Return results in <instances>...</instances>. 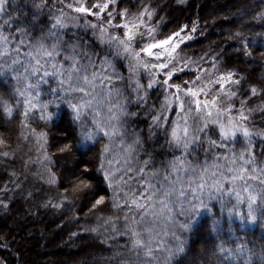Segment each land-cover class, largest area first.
Segmentation results:
<instances>
[{"label": "snow or ice", "instance_id": "1", "mask_svg": "<svg viewBox=\"0 0 264 264\" xmlns=\"http://www.w3.org/2000/svg\"><path fill=\"white\" fill-rule=\"evenodd\" d=\"M76 2L78 6L69 3L67 8L82 15L72 19L95 17V23L86 22L85 27L94 33L99 29L97 39L100 45L113 50L114 57L128 60L127 87L134 95H124V85L117 87L114 83L123 81L124 77L113 58L107 53L101 56L85 51L79 38L67 36L65 29L68 25L63 9L60 15L53 17L51 27L40 29V34L34 36L38 14L34 12L31 20L27 16L21 19L9 12L12 0H0V19L3 20L0 24V76L11 74L14 82L11 98L15 100L13 104L11 98L0 97V117L10 121L22 105L20 124L29 129L31 126L27 121L34 119L37 112L39 119L47 124L56 115L49 111V105L67 104L73 122L80 129V139L75 145L65 144L58 148L60 153L70 151L77 145L86 147L87 141H95L100 134L108 139L109 143L100 149L96 170L103 172L104 180L113 190L112 207L124 214L122 220L111 216L98 217V220H103V225H110L111 232L116 236L128 237L125 247L131 256L121 264H160V250L168 253L163 264H173L176 256L185 253V242L173 230L170 234L177 243L172 248H166L157 227L163 226L164 236L169 235L170 226L187 233L193 230L194 222L205 212L212 217L207 227L219 241L216 244L217 253L225 258L243 257L244 264H252L257 254L245 244L235 243L234 247H225L227 241L221 238L224 225L209 204L210 201H217L221 213H226L230 220L235 218L240 221V228L256 223L264 227V159H261L264 157V131L249 127L257 109L247 108L246 100H240L239 109L234 107L238 93L231 91V88L239 85L240 81L233 79L234 73L227 72L209 80L207 84L202 83L205 72L217 70V64L213 62L211 70L197 64L194 70L196 75L192 79L172 83L178 73L191 71V65L197 63L180 55L183 42L192 38L190 35L182 36L187 25L158 39V29L150 26L155 10L150 11L147 6L137 14L130 15L127 9L108 11L113 5L118 8L120 0H104L91 7L82 0ZM43 3L44 0H41V5H36V8ZM105 15L108 17L106 23L103 19ZM117 18L119 23H116ZM257 18L264 20V10L257 13ZM6 27H15V32H5ZM113 29L116 31L113 32ZM196 31L197 25L194 23L191 32ZM240 36L238 32L235 38L239 39ZM244 54L251 55L246 43ZM200 63H203V58ZM144 72L148 73L147 85L141 83ZM50 78L55 82L54 86ZM42 85H48L47 91ZM213 85H219V91L209 99ZM157 86L162 87L164 96L159 110L150 109L155 114L149 132L152 133L153 129L163 130L169 147L179 149L180 155L173 156L161 168L150 169L153 164L151 153H147V159L132 165L133 153L144 143L141 135L134 134L123 153L124 167L129 175L116 181L115 177L120 171L115 167L118 161L107 157L110 154L118 155L114 153L112 141L119 138L121 145L125 143L127 117L137 114L128 111V102L132 99L138 104L146 102L148 90ZM251 93L257 95L255 86L251 87ZM42 94L49 95L51 99L41 102ZM114 97L119 98L116 103L112 102ZM225 103L227 107H222ZM173 110L177 114L175 119L167 114ZM260 110L264 111V107ZM234 112L236 115H233ZM89 117L91 126L87 123ZM31 131L36 134L35 129ZM38 136L47 144L46 133L41 132ZM255 137H259V140H255ZM5 143L0 136V145ZM237 143L241 144L239 150L235 146ZM197 148L205 153L211 152V162L207 158L203 164L188 160L187 154ZM0 155L7 156L8 153ZM43 159L51 160L46 151ZM131 173H135V176ZM50 175V183H55V174ZM134 180L137 186L131 187ZM90 186V183L80 181L76 187ZM125 188L129 190L123 191ZM121 191L122 199L118 194ZM105 200V196H98L91 210H96ZM177 216L185 220L182 222ZM121 223L122 228L119 227ZM108 230L105 228V231ZM85 231L97 232L98 229ZM228 239H240L231 226L228 227ZM259 259L264 264V249L259 253Z\"/></svg>", "mask_w": 264, "mask_h": 264}, {"label": "trees", "instance_id": "2", "mask_svg": "<svg viewBox=\"0 0 264 264\" xmlns=\"http://www.w3.org/2000/svg\"><path fill=\"white\" fill-rule=\"evenodd\" d=\"M147 1L159 3L164 0ZM171 1L178 14H181V7H185V11L188 13L186 17L184 15L180 17L179 15L175 22L171 24L174 27H177L180 23L196 22L198 17H201L197 12H192V10H197L199 6L202 8V3H199L198 0ZM15 5L17 9H15ZM208 9V7L205 9V13L209 11ZM262 10H264V0H235L226 9L228 13H235V15L226 17L224 14L223 19L214 21L218 27L224 25L225 28H222L224 30H221V39L229 36L226 46L234 52L233 55L238 60L235 61V68L232 71L239 76L243 75L246 78H244L245 81L257 77L260 70L264 69V20L257 18V13ZM9 12L21 19L24 16H27L29 20L32 18L31 11L21 4L14 3V1H12ZM236 12H239L240 15H237ZM2 23L3 20L0 19V24ZM48 28L42 20L37 18L34 36L40 34V29L47 30ZM4 31L15 32V27H6ZM65 32L68 37L79 38L83 50L99 53L101 56L107 53L113 58L118 71L124 77L123 81H115L114 83L117 87H120L121 84L124 85V95H133L130 88L127 87V69L123 60L114 57L107 47L101 51L95 39L90 37V33L83 28L65 29ZM238 32L241 34L239 39L235 38ZM218 42L220 43V41ZM245 43L251 55L246 56L244 54ZM217 46L215 43L211 46V50L217 49ZM225 56L224 59H221L223 61L222 66L231 68L230 62L232 59L227 61L228 59ZM61 59H63V55ZM233 59L235 60L234 57ZM96 63L99 64V60ZM254 72H256V75H254ZM10 76L11 74L7 77L0 76V97L4 99L11 98L14 82ZM260 78L258 82L264 85V75ZM50 83L52 86L55 85L51 78ZM42 88L47 91L48 85H42ZM49 99H51L49 95L42 94L41 102ZM117 99L119 98L114 97L112 102L116 103ZM250 100L251 98L246 99L248 103L251 102ZM11 102L15 103L14 98H11ZM127 107L129 112L137 114L127 117L125 143L121 145L119 138L112 141L114 153L118 155L110 154L107 157L118 161L115 167L119 168L120 171L115 177L116 181H119L121 177L126 179L129 175L124 167L123 153L127 144L132 142L134 134L141 135L144 143L133 153L132 165H137L147 159V153H151L153 164L150 169L151 167L161 168L173 156L180 155L179 149L169 147L164 131L153 129L152 133L149 132L152 118L151 111H149L150 115L144 114L135 99L130 100ZM49 111L56 113L51 122L46 124L45 121L40 120V114L37 112L34 119L27 121L31 126L29 129L23 128L20 124L21 117L19 113L23 112L22 105L15 118L10 121L0 117V136L6 141L5 144L0 145V153H8L7 156L0 155V262L3 264H39L33 262L27 250L23 251L21 249L20 240L23 233L19 231V226L14 225L11 227L6 222L1 221L2 219L4 221L20 216L18 220L26 228L24 233L27 240L38 239L35 235L36 231L47 230V234L51 235L49 240L55 244L52 251L58 256H56L54 262H46L45 264H64V262L78 259L80 264H121L122 261L131 256L125 247L128 237L116 236L111 232L110 225H103V220H98V217L106 218L109 216L122 220L124 214L123 211H117L112 207L113 190L108 187V182L104 180L103 172L96 170L99 164L100 149L109 141L100 134L95 141H87L86 147L77 145L70 151L60 153L58 148L63 147L65 144H76V141L80 139V129L78 124L73 122L71 109L67 104L49 105ZM0 112H2V109H0ZM254 118L256 120L249 123L250 127L257 131H264V111L255 113ZM87 123L91 126L90 117L87 119ZM31 129H35L36 134H33ZM41 132L47 134V144L39 138L38 134ZM25 136H27V139H25ZM254 139L258 141L259 137ZM235 146L239 150L241 144L237 143ZM205 147H207L206 144ZM45 151L51 157L50 161L43 159ZM217 151L222 150L217 149ZM257 151H259V144H257ZM206 158L211 162L212 153H205L200 148L187 154L188 160L198 164H203ZM261 159H264V157H261ZM51 173L55 174V183H50ZM130 175L135 176V173ZM80 181L88 182L91 186L77 188L76 186ZM136 186L134 180L131 187ZM128 190V188H125L123 191ZM123 191L118 193L121 199L123 198ZM101 195L105 196V203L96 210H91L92 203ZM209 204L216 216L221 218L224 225L225 230L221 238L227 241L225 247H234L235 243H243L257 254L252 264H261L259 253L264 249V227L256 223L246 224L243 228H240V221L235 218L230 220L226 213H221L217 201H210ZM56 205L60 206L57 207ZM211 218V214L202 213L194 222L193 230L187 233H181L178 228L173 229L170 226L168 228L169 235L164 236L163 226L157 227L166 248H172L177 243L176 239L170 234L173 230L185 242V253L176 256L173 264H244L243 257L225 258V256L217 253L216 244L219 241L216 235L210 233L207 227ZM177 219L182 222L185 220L181 216H177ZM32 223H37L40 228L37 229V227L31 226ZM229 226L240 237L238 241L228 239ZM119 227L122 228L123 223ZM92 228H97L98 231H85V229ZM105 228L109 230L105 231ZM73 233H76V235H73ZM38 237H41V234ZM106 239L107 242H104ZM159 242L157 241V243ZM58 250L65 251L66 254H60L61 252ZM48 251L44 250L42 254L48 253ZM69 254L70 256H68ZM167 255V251H159L160 264H163ZM60 257L62 258L59 259Z\"/></svg>", "mask_w": 264, "mask_h": 264}, {"label": "rangeland", "instance_id": "3", "mask_svg": "<svg viewBox=\"0 0 264 264\" xmlns=\"http://www.w3.org/2000/svg\"><path fill=\"white\" fill-rule=\"evenodd\" d=\"M16 4H21L23 7H25L27 10L33 13H37V18L43 21V23L47 27H51V22L53 17L60 15L61 10L63 9L65 13V23H67L68 27L66 29H78L83 28L85 31L87 30L90 33V37H93L96 41V44L100 49L105 48L107 46L100 45L97 35L99 32V29L96 30V33H94L90 28H86V22L87 23H95L96 18L92 16H87L83 19H72V17H76L82 14H77L71 9L67 8V4L73 3L74 7L78 6V3L76 0H44V3L41 7L36 8V5H41V0H12ZM235 0H198L199 3H202V8H199L197 10H192L193 13H198L201 17H198V21L192 22L189 24H179L177 27H174L171 25L175 22V20L182 15L185 17L188 15V13L185 11L186 8L181 7V14H178L177 9L172 4L171 0H164L159 3L155 2H149L147 0H120L119 7L117 8L115 5L110 7L108 11H120L122 9H127L130 15L137 14L139 11L143 10L144 6H147L148 9L155 10V15L150 21V26L156 27L159 31V35L157 38H164L167 35H170L174 31H178L181 26L187 25V29L182 33V36L190 35L192 38L190 40L184 41L181 45L180 49V55L184 57L185 59H190L192 61H195L197 63H194L191 65V71L186 70L184 73H178L176 78L172 80V83H181L184 80L192 79L196 73L195 68L197 67V64H199L200 67L205 69H212V64L215 62L217 64V70L216 71H209L205 72L203 74L202 83L207 84L209 80H214L217 77L220 76L221 73H227L232 72V69L235 68V61L236 56L233 55L234 52L229 49L228 46H226V41L229 39V36L222 37L221 39V30H224L222 28L224 25H221V27H218L217 24L214 23V21H218L219 19H223L226 15V17H229L230 14L226 11V9L234 3ZM83 3H85L86 6L91 7L94 3H103L104 0H82ZM154 3V5H153ZM16 6V5H15ZM209 8L208 12L205 13V9ZM17 9V6L16 8ZM95 11H98V9H94ZM225 10V11H224ZM160 11V12H159ZM191 12V13H192ZM184 13V14H182ZM157 14V15H156ZM237 15H240L239 12H236ZM207 16V17H206ZM105 23L108 19V17L105 15L103 17ZM146 19V18H145ZM119 18L116 19V23H119ZM197 25V31L195 33L191 32V29L193 27V24ZM116 30L113 29V32ZM220 32V34H219ZM88 34V33H87ZM122 34V30H121ZM220 41V43L218 42ZM216 43L217 49L211 50V46H213ZM139 47V45H137ZM108 48V47H107ZM109 49V52L112 53L113 50ZM227 55V56H225ZM224 56L228 59H232L230 62L231 68H226L222 66L223 61L221 59H224ZM235 58V60L233 59ZM120 58V57H116ZM201 58H203V63H200ZM123 60L125 64V68L127 69V79L129 80V72H128V60L120 58ZM238 59V58H237ZM248 69V68H247ZM256 75V72H254ZM264 75V69L262 68L260 70V73L257 77L251 78L250 80L245 81V77L243 75L239 76L238 74L234 73L233 79L239 80V85H233L231 88V91H235L238 93L237 97L234 99V107L236 109L240 108V100H246L251 98V102L246 104L247 108H255L257 111L255 113H258L261 111V107H264V85L259 83L260 76ZM245 78V79H244ZM162 79V78H161ZM148 82V73L144 72L142 73V79L141 83L144 85H147ZM255 86L257 89V95L253 96L251 93V87ZM131 90V89H130ZM219 91V85H213L212 90L209 93L208 98L211 99L212 95H215V93ZM132 92V90H131ZM133 94V93H132ZM134 95V94H133ZM164 92L162 87H155L154 89L148 90V96L146 99V102L139 103L142 111L144 114H149L150 109L155 108V110H159L160 105L163 101ZM223 99V98H222ZM222 107H227V104H222ZM254 113V114H255ZM155 114V111H151V116ZM170 115L173 119L176 118V111H171L167 113ZM254 114L251 117V121L255 122ZM233 115H236L234 112ZM152 122V118L150 120V123ZM253 124V123H252ZM171 125V121H169V126ZM250 127V125H249ZM211 128V126H210ZM163 131V130H162ZM150 134V133H149ZM211 131L209 132V135H211ZM19 218H13V219H7L1 220L3 223L6 222V224H9V226L16 225L19 229V231L22 234L21 236V244H22V250H27L28 255H31V259L33 262H38L39 264H45L46 262H54L56 259V256L54 254V251H52V248L54 249L55 244L51 242L49 239L51 237L50 234H47V230L45 231H36L35 235L38 239H26V234L24 233L26 228H24V225L20 223L18 220ZM9 220V221H8ZM12 220V221H11ZM9 222V223H8ZM21 224V225H20ZM8 226V225H7ZM33 227H38L37 223H32ZM16 228V227H15ZM17 229V228H16ZM43 232V234H42ZM41 234V237H38V235ZM35 237V236H34ZM57 246V245H56ZM49 248V249H48ZM51 249V251H50ZM44 250H49L48 253L42 254ZM60 254L65 253V251H60ZM33 254V255H32ZM66 254V253H65ZM68 254V253H67ZM70 256V254L68 255ZM74 256V255H73ZM60 257L59 259H61ZM46 260V261H45ZM79 260V259H78ZM73 260L69 262H64V264H80V261ZM0 264H3L0 262Z\"/></svg>", "mask_w": 264, "mask_h": 264}]
</instances>
